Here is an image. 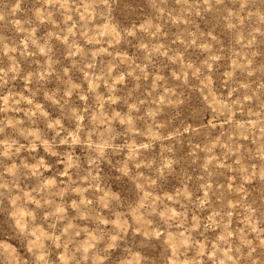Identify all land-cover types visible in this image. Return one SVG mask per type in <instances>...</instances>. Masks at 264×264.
Listing matches in <instances>:
<instances>
[{
    "label": "clouds",
    "instance_id": "1",
    "mask_svg": "<svg viewBox=\"0 0 264 264\" xmlns=\"http://www.w3.org/2000/svg\"><path fill=\"white\" fill-rule=\"evenodd\" d=\"M0 264H264V0H0Z\"/></svg>",
    "mask_w": 264,
    "mask_h": 264
}]
</instances>
